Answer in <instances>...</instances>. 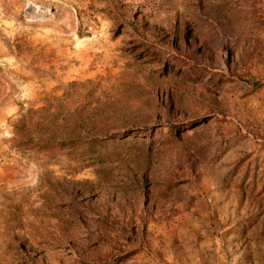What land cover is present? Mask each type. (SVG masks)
Masks as SVG:
<instances>
[{"label":"rangeland","instance_id":"rangeland-1","mask_svg":"<svg viewBox=\"0 0 264 264\" xmlns=\"http://www.w3.org/2000/svg\"><path fill=\"white\" fill-rule=\"evenodd\" d=\"M0 264H264V0H0Z\"/></svg>","mask_w":264,"mask_h":264}]
</instances>
